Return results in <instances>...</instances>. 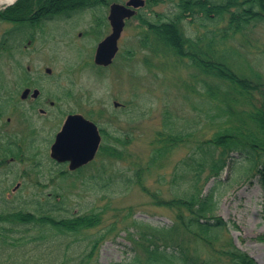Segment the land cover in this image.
Segmentation results:
<instances>
[{
	"label": "rangeland",
	"instance_id": "374dc122",
	"mask_svg": "<svg viewBox=\"0 0 264 264\" xmlns=\"http://www.w3.org/2000/svg\"><path fill=\"white\" fill-rule=\"evenodd\" d=\"M178 1L144 2L139 16L125 21L118 52L107 67L96 66L93 58L98 43L111 32L107 20L111 3L68 20L47 22L33 42L10 55H0V73L14 99L19 101L25 88L31 90L29 98L21 101L29 113L17 109L19 114L8 113L0 119V134L20 145L18 156L8 154L0 165V212L8 208L33 212L35 208L47 210L49 205L59 204L60 211L54 215L57 218L91 212L101 216L96 227L73 234L15 225L11 232H2L4 240L0 236V264H128L136 255L129 239L136 238L137 233L132 221L154 227L172 223L173 210L155 205L135 184L123 185L120 179L132 178L133 164L143 166L148 162L165 113L169 112L170 120L178 126L201 113L199 86L194 93L186 88L195 71L162 52L153 55L140 44L145 30L142 17L160 20L175 9ZM196 20L191 23L183 17L182 27L196 33L200 31V20ZM218 23L208 22L206 27L216 29ZM9 27L0 22V37ZM244 36H236L229 43V52L237 51L239 57L230 56L240 65L239 70L264 76V25L248 29ZM46 68L51 74H46ZM37 98L50 109L48 117L32 109L33 99ZM72 112L93 121L99 129H116L126 142L123 148L119 146L123 160L96 155L80 172L69 171L67 165L51 160L54 134L62 116ZM27 114L31 115L26 119ZM216 128L203 124L197 132L209 136ZM192 146L175 149L164 167L154 168L146 176V187L163 199L173 198L171 173L192 153ZM101 167L105 172L100 179L90 178L98 175L97 168ZM245 167L243 161H238L222 174L226 191L216 214L237 225L238 230H231L236 246L264 264V200L255 178L247 181ZM163 174V178L159 176ZM213 184L212 179L207 182L205 191Z\"/></svg>",
	"mask_w": 264,
	"mask_h": 264
},
{
	"label": "trees",
	"instance_id": "16d2710c",
	"mask_svg": "<svg viewBox=\"0 0 264 264\" xmlns=\"http://www.w3.org/2000/svg\"><path fill=\"white\" fill-rule=\"evenodd\" d=\"M113 2L120 0H17L0 10V22L10 25L0 37V55H10L33 42L37 31L47 22L68 20L82 12L106 8ZM172 10L157 21L142 17L145 30L140 44L153 55L162 52L195 71L186 88L194 93L199 86L201 113L184 119L180 126L170 120L169 112L165 113L148 162L143 166L133 164L132 178L120 179L123 185L135 184L155 205L174 212L172 223L163 227L132 221L137 233L136 238L129 239L136 255L128 264H259L234 243L231 230H238L237 225L216 213L226 191L221 176L238 161L246 164L243 173L247 181L255 178L264 200V76L239 70L240 65L230 56L239 57L238 52H229V43L236 36L243 37L248 29L264 25V0H179ZM183 17L190 18L191 23L199 19L200 31H186L182 27ZM98 19L100 23L101 18ZM214 21L220 26L206 27ZM4 82L0 73V113L5 110L7 98H14L12 92L5 96L9 88ZM203 124L217 128L209 136H202L197 129ZM99 130L104 143L97 157L123 160L119 146L123 148L126 142L118 131ZM187 145H193L192 153L171 173L173 198L163 199L146 187L145 178L154 168L164 167L175 149ZM4 148L2 156H18L11 143ZM97 170L98 175L90 178L100 179L105 172L103 167ZM159 176L163 178L164 174ZM211 179L214 184L205 191ZM58 205H49L47 210L35 208L33 212L20 208L0 212L1 239L5 236L2 232H11L15 225L73 234L101 222L100 213L95 212L57 218L54 215L60 211Z\"/></svg>",
	"mask_w": 264,
	"mask_h": 264
},
{
	"label": "water",
	"instance_id": "95a60500",
	"mask_svg": "<svg viewBox=\"0 0 264 264\" xmlns=\"http://www.w3.org/2000/svg\"><path fill=\"white\" fill-rule=\"evenodd\" d=\"M144 5L143 0H128L125 4L112 3L109 6L107 20L111 32L98 43L93 63L96 66H109L118 52V40L125 26V21L135 14V9ZM50 73V69L46 70ZM29 90L21 95L25 98ZM119 104L114 103V107ZM101 143L97 125L80 114L69 115L51 147L50 158L58 163H68L70 171L77 170L92 162Z\"/></svg>",
	"mask_w": 264,
	"mask_h": 264
},
{
	"label": "flooded vegetation",
	"instance_id": "af4514ba",
	"mask_svg": "<svg viewBox=\"0 0 264 264\" xmlns=\"http://www.w3.org/2000/svg\"><path fill=\"white\" fill-rule=\"evenodd\" d=\"M144 2H145V4L147 3V4H149V3H151L150 1H152V0H143ZM149 2V3H148ZM122 4H125L126 2H121ZM144 4V5H145ZM141 8H143V6L142 7H139V8H136L135 9V14H134V16H133V18H137L138 16H139V12H140V9ZM188 20H190V18H188ZM47 69H49V68H46V70ZM46 70H45V72H46ZM50 71H51V69H50ZM46 74H51V72L50 73H47L46 72ZM25 90H29V93H28V95L25 97V98H22L21 97V95L23 94V92L25 91ZM25 90L22 92V94H20V100L19 101H17L16 99H12V100H10V98H7L8 100H6V103H5V110H1V113H0V119H1V117L2 116H4V115H7L8 113L10 114H13V113H16V114H19V112L17 111V109H24V106H22V103H21V101H23V102H25V100H27L28 98H29V95H30V92H31V90L29 89V88H25ZM4 94H5V96H9L10 94H11V92L10 91H5L4 92ZM43 102H44V100L43 99H41V98H37V99H33V102H32V105H31V107H32V109H38L43 115H46V117H48V113H49V111H50V109H47V108H45V105L43 104ZM51 104H53V103H51ZM22 109V110H23ZM24 110H27L28 111V113H29V111H30V109H24ZM21 111V110H20ZM71 114H76V113H67V114H65L64 116H62L63 117V121H62V123H61V125H60V127H59V129H57L56 131V133L54 134V138H53V140H52V143H51V145H50V151H51V147H52V145H53V143H54V141H55V138H56V135H57V133L60 131V129L62 128V126H63V124H64V122H65V120H66V118L69 116V115H71ZM30 115L31 114H27L26 115V119L28 118V117H30ZM83 116V115H82ZM86 118V117H85ZM86 119H88V118H86ZM7 122L8 123H10V118H7ZM98 130H99V128H98ZM99 132H100V130H99ZM100 135H101V133H100ZM101 139H102V135H101ZM46 141V140H45ZM12 144L14 147H15V149L18 151V149H20V145H18V143L16 142V141H12V140H8L7 138H5L3 135H1L0 134V165H3V161H4V157L5 156H2V155H4L3 153L5 152V149L6 148H4V146H6L7 144ZM50 156V155H49ZM51 159V158H50ZM3 160V161H2ZM51 160H53V159H51ZM54 161V160H53ZM55 163H57V164H61V165H69L68 163H58V162H56V161H54ZM80 169V168H79ZM78 170V169H77Z\"/></svg>",
	"mask_w": 264,
	"mask_h": 264
},
{
	"label": "bare ground",
	"instance_id": "6f19581e",
	"mask_svg": "<svg viewBox=\"0 0 264 264\" xmlns=\"http://www.w3.org/2000/svg\"><path fill=\"white\" fill-rule=\"evenodd\" d=\"M17 0H0V7H3L2 9L9 7L13 5Z\"/></svg>",
	"mask_w": 264,
	"mask_h": 264
}]
</instances>
